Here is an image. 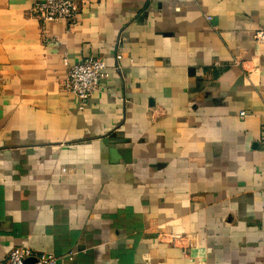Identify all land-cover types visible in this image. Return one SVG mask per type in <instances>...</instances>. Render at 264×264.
I'll list each match as a JSON object with an SVG mask.
<instances>
[{
  "label": "crops",
  "instance_id": "crops-1",
  "mask_svg": "<svg viewBox=\"0 0 264 264\" xmlns=\"http://www.w3.org/2000/svg\"><path fill=\"white\" fill-rule=\"evenodd\" d=\"M35 1L0 0V259L264 264V0Z\"/></svg>",
  "mask_w": 264,
  "mask_h": 264
},
{
  "label": "built area",
  "instance_id": "built-area-1",
  "mask_svg": "<svg viewBox=\"0 0 264 264\" xmlns=\"http://www.w3.org/2000/svg\"><path fill=\"white\" fill-rule=\"evenodd\" d=\"M31 12L41 22L63 21L69 27L78 22L79 8L76 0H36ZM210 19V16H206ZM119 58V54H117ZM106 64L103 58L88 56L67 66L64 89L74 94L83 108L91 94L98 88ZM61 257L50 252H40L28 246L11 248L0 264H57Z\"/></svg>",
  "mask_w": 264,
  "mask_h": 264
}]
</instances>
